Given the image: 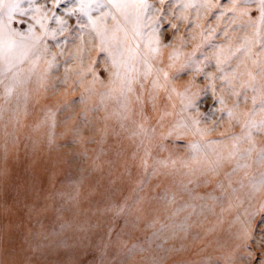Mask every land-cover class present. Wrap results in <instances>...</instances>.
<instances>
[{"label": "rangeland", "instance_id": "374dc122", "mask_svg": "<svg viewBox=\"0 0 264 264\" xmlns=\"http://www.w3.org/2000/svg\"><path fill=\"white\" fill-rule=\"evenodd\" d=\"M0 264H264V0L0 15Z\"/></svg>", "mask_w": 264, "mask_h": 264}, {"label": "snow or ice", "instance_id": "6c2138e0", "mask_svg": "<svg viewBox=\"0 0 264 264\" xmlns=\"http://www.w3.org/2000/svg\"><path fill=\"white\" fill-rule=\"evenodd\" d=\"M23 0H0V15L7 11L9 22L13 19V12L20 10V4Z\"/></svg>", "mask_w": 264, "mask_h": 264}]
</instances>
